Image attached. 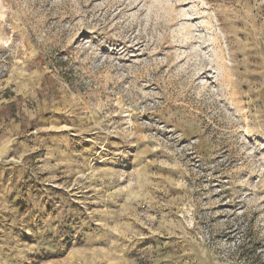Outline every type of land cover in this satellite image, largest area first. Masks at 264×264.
<instances>
[{
    "label": "rangeland",
    "instance_id": "1",
    "mask_svg": "<svg viewBox=\"0 0 264 264\" xmlns=\"http://www.w3.org/2000/svg\"><path fill=\"white\" fill-rule=\"evenodd\" d=\"M0 264H264V0H0Z\"/></svg>",
    "mask_w": 264,
    "mask_h": 264
},
{
    "label": "water",
    "instance_id": "2",
    "mask_svg": "<svg viewBox=\"0 0 264 264\" xmlns=\"http://www.w3.org/2000/svg\"><path fill=\"white\" fill-rule=\"evenodd\" d=\"M12 142H7L0 148V167L5 168L11 165H15L16 161L11 159Z\"/></svg>",
    "mask_w": 264,
    "mask_h": 264
}]
</instances>
